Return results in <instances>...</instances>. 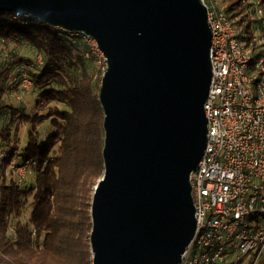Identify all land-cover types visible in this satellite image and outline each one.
<instances>
[{
  "label": "water",
  "instance_id": "1",
  "mask_svg": "<svg viewBox=\"0 0 264 264\" xmlns=\"http://www.w3.org/2000/svg\"><path fill=\"white\" fill-rule=\"evenodd\" d=\"M2 13L91 36L107 59L93 264H181L197 230L191 176L208 142V7L202 0H0Z\"/></svg>",
  "mask_w": 264,
  "mask_h": 264
},
{
  "label": "trees",
  "instance_id": "2",
  "mask_svg": "<svg viewBox=\"0 0 264 264\" xmlns=\"http://www.w3.org/2000/svg\"><path fill=\"white\" fill-rule=\"evenodd\" d=\"M227 10L240 18L241 33L253 29L248 7L240 1ZM10 42L27 49L19 59L11 52L12 63L21 64L17 81L24 68L32 82L22 94L18 81V98L32 94L36 102H0L9 115L0 127V148L8 149L7 163L16 158L19 165L34 164L27 167L23 186L7 167L1 169L0 264H93L92 202L105 170L102 74L96 58H86L89 48L81 34L35 18L0 14V47ZM37 55L43 57L42 67ZM11 69L2 68L0 96L3 82L15 74Z\"/></svg>",
  "mask_w": 264,
  "mask_h": 264
},
{
  "label": "built area",
  "instance_id": "3",
  "mask_svg": "<svg viewBox=\"0 0 264 264\" xmlns=\"http://www.w3.org/2000/svg\"><path fill=\"white\" fill-rule=\"evenodd\" d=\"M216 1L202 0L212 31L208 142L191 176L197 230L181 264H264V56L255 63L264 44V2L241 0L254 26L241 33L233 13ZM77 34L86 40L85 56L96 58L103 78L108 62L97 40ZM36 59L42 67L43 57ZM12 62V53L0 47V73ZM18 78L22 94L27 93L32 82L24 68ZM8 157V149L0 148V183L1 169L7 167L23 186L34 162L19 165L14 158L7 163Z\"/></svg>",
  "mask_w": 264,
  "mask_h": 264
},
{
  "label": "rangeland",
  "instance_id": "4",
  "mask_svg": "<svg viewBox=\"0 0 264 264\" xmlns=\"http://www.w3.org/2000/svg\"><path fill=\"white\" fill-rule=\"evenodd\" d=\"M234 1L235 0H217L216 3L218 4V7L221 8V9H229L230 8V4L232 2H234ZM238 1H240V3H241L242 6H244L242 4V1L241 0H238ZM244 7H246V6H244ZM239 20H240V18H235L234 19V23L237 25L238 28L240 27L237 24V22H239ZM248 21H250V19H248ZM260 32L262 33V35L264 37V31L262 30ZM263 46H264V44H263ZM263 46L260 47L261 49H260V51L258 52V54H257V56L255 58V63H256V61H257V59H258V57L260 55L264 56V47ZM2 48L3 49H8L10 52H12L13 54H15L16 55L15 58L18 57V59L21 58V57H23L25 55L26 51H27V49L24 48L22 45L15 44L13 42H10L9 43V46L3 45ZM255 63L253 64V66H252V68H251V70L249 72H252L253 71ZM20 65L21 64L19 63V60L16 63L6 64L5 67L11 66L12 67L11 70H13L15 72V74H14L13 78L10 79V81L3 82L2 88L4 89V91H3V94L0 96V102L1 103L4 102L5 104H14V105H19L21 103H22V105H24L25 102L26 103L29 102V104L35 105L36 98L34 99V97H33L32 94L25 95L24 101L23 100L20 101L18 99V94L19 93L16 91L15 88H16L17 83H18V81H17V75H18V68L20 67ZM6 83L9 84V86H10V89L9 90L6 89L7 88L6 87ZM2 112L3 111L0 110V127H3L5 125H7L8 124V118H9V115L8 114L4 115V113H2ZM14 127H15V124L12 125V128L13 129H14ZM23 136H24V131L21 132L20 140H23Z\"/></svg>",
  "mask_w": 264,
  "mask_h": 264
}]
</instances>
